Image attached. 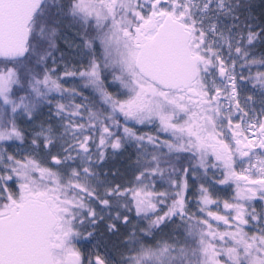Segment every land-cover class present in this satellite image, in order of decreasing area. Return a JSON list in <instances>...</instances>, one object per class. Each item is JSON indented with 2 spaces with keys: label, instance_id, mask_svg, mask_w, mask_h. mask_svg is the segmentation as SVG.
Listing matches in <instances>:
<instances>
[{
  "label": "snow or ice",
  "instance_id": "6c2138e0",
  "mask_svg": "<svg viewBox=\"0 0 264 264\" xmlns=\"http://www.w3.org/2000/svg\"><path fill=\"white\" fill-rule=\"evenodd\" d=\"M0 264H264V0H0Z\"/></svg>",
  "mask_w": 264,
  "mask_h": 264
}]
</instances>
